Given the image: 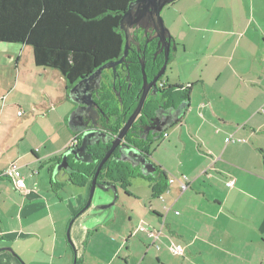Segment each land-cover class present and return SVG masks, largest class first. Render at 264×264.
<instances>
[{
    "label": "crops",
    "instance_id": "1",
    "mask_svg": "<svg viewBox=\"0 0 264 264\" xmlns=\"http://www.w3.org/2000/svg\"><path fill=\"white\" fill-rule=\"evenodd\" d=\"M202 2L203 8L194 10L192 5ZM179 15L183 22L171 32L178 48L170 70L176 62L177 73L166 79L190 88L187 107L162 134L168 143L159 146L174 162L153 158L155 143L151 149L152 163L167 177L168 187L158 195L153 191L158 176L150 181L152 197L161 204L153 201L149 208V200L124 189L143 207L119 205L106 217L101 212L117 203L105 207L111 200L101 187L95 194L101 211L90 207L78 215L83 204L61 209V199L53 200L49 190L56 191L62 172L70 180V173L59 169L63 155L75 151L68 114L63 143L51 152L30 148L33 157L10 143L14 136L0 119V173L11 165L22 175L24 165L38 173L23 175L25 192L12 178L0 177V249L15 253L0 251V264H264V0H186ZM9 59H16L17 77L13 85L0 70V118L7 96L26 74L20 55ZM46 167L49 179L41 172ZM183 175L190 179L185 192L178 181ZM10 183L22 197L11 192ZM43 196L46 211L35 202ZM43 211L49 221H43ZM121 214L128 220L122 222ZM173 245L183 246L184 254H174Z\"/></svg>",
    "mask_w": 264,
    "mask_h": 264
},
{
    "label": "trees",
    "instance_id": "2",
    "mask_svg": "<svg viewBox=\"0 0 264 264\" xmlns=\"http://www.w3.org/2000/svg\"><path fill=\"white\" fill-rule=\"evenodd\" d=\"M136 1L0 0V42L30 45L34 51L36 66L56 69L63 75L68 97V91L76 84L90 79L123 56L126 49V33L121 27V21ZM137 69L140 70V67L137 66ZM176 88L177 98L187 102L190 87L177 85ZM136 103L137 101L130 107L127 115L111 128L106 141L98 145L83 143L78 131L72 128L73 134L78 135L80 139L73 148L69 146L70 150H79L86 146L93 158L90 163L78 162L77 157L73 155L67 159L74 169L73 173L69 174L72 183L91 186L101 159L111 147V140L118 135ZM136 134V131L132 130L126 135L122 148H118L103 166L98 184L105 187L119 184L127 188L133 178L152 179L149 170L143 171L142 167L136 166L130 159L124 160L125 155L131 156L133 153L151 162V149L155 141L140 140ZM60 159L61 157H56L54 160ZM153 168L158 170L155 165ZM158 178L153 186L157 195L168 187V184H163L167 179L164 172L159 173Z\"/></svg>",
    "mask_w": 264,
    "mask_h": 264
},
{
    "label": "rangeland",
    "instance_id": "3",
    "mask_svg": "<svg viewBox=\"0 0 264 264\" xmlns=\"http://www.w3.org/2000/svg\"><path fill=\"white\" fill-rule=\"evenodd\" d=\"M185 1L186 0H181L178 2V0H176L165 6L162 10L161 15L170 32H172V29L175 32L174 27H176V23L182 24L183 22L181 15H179V8ZM204 4L205 3L202 2L201 6H199V4L194 3L192 7L196 8L194 10H199V7L203 8ZM175 19L177 22H175ZM183 26L186 27L185 25ZM10 55L16 56V58L19 55L22 57L21 63L22 67L25 68L26 74L25 78H23V76L21 77V84L18 87L19 89L11 91L9 96H7L8 100L3 109L4 116L3 118H0L2 123L1 127H4L5 131L12 133V136H14L10 143L14 144L15 147L22 146V149L25 152L29 151L32 157L33 155L30 148H34L35 150L36 148H39L43 153L45 150L46 152L54 151L55 148L60 146L59 144H62L66 139L65 137L68 133L66 132V129L68 126L64 123V117L68 114L67 123L69 125L70 117L75 107L73 100L69 96L67 97V89L65 87L66 81L58 70L36 66L34 62V51L30 45L0 42V70H3L4 76L8 77L13 85L15 84V79L17 77L15 66L16 59L14 62H11V59H9ZM6 62L12 65H7ZM171 66L172 65L168 66L166 74L170 75L171 79L174 80V76L177 73L176 62L174 63L172 73L170 70ZM6 93L7 92L4 94ZM19 111H21V114H19ZM13 132L15 134H13ZM59 138L61 141H59ZM163 143H165V145L168 143V138L165 136H162L161 138L159 137L155 141V149H157V151L154 153L152 152L153 155H151L159 161L165 159L168 162H174L175 156L171 154L169 150L164 152V150L159 147ZM24 162L25 161L23 160L21 161V163ZM21 168L24 176L29 175L38 177V173H36L37 171L33 166L24 165ZM41 172H43L49 179L47 167L42 169ZM162 172V169L158 168L153 176H158V174ZM56 181L59 184L56 191L52 190L51 187L49 190V195L53 200L59 201V199H61V205L59 207L65 211L75 210L78 208V204H80V206L83 204L79 209V211H81L87 204L88 197L84 199L85 196L83 194L80 195V192L89 195L90 187L75 185L63 172L56 176ZM150 181L151 180L147 178H133L130 181V186L127 188H122L121 185L116 184V188L111 187L105 189L106 191L104 190V192L109 193L111 202L103 205L106 207V205L116 202L117 206L112 205L111 208L107 207V209L101 213L104 212L106 217H108V215L114 213L113 209L119 205L127 208L136 207L138 209H140V205L143 207V201H141V199V202H139L134 198L127 197V190L130 191L131 194L138 195L142 200H149L147 204V207L149 208L153 205V201L160 205L161 202L159 199L152 197V183ZM8 185L14 195L22 197L19 192L14 190L13 184L11 185L10 183ZM98 189L103 190L101 187H98ZM56 197L58 199H56ZM43 200L44 196L43 199H35V202L39 204L38 207L40 209L46 211V200ZM97 206L98 204H96V198L94 195L93 202L90 206L91 208L88 209L90 211L94 209L93 213H95V211H101L97 209ZM45 211H43V221H49V217L46 215ZM126 218L128 220V215L125 216L124 214H121L122 222L126 221Z\"/></svg>",
    "mask_w": 264,
    "mask_h": 264
},
{
    "label": "flooded vegetation",
    "instance_id": "4",
    "mask_svg": "<svg viewBox=\"0 0 264 264\" xmlns=\"http://www.w3.org/2000/svg\"><path fill=\"white\" fill-rule=\"evenodd\" d=\"M160 33L159 29L158 34ZM134 37L135 41L124 61L116 64L120 57L114 64L104 68L101 73L76 84L72 90L68 91L69 97L75 104L69 125L71 129L78 131L83 143L100 144L109 136L111 128L115 127L117 121L123 119L137 101L129 116L136 109L145 84L142 61L147 83L155 82L151 85L142 111L130 131L135 130L140 140L156 141L161 130L175 122L185 109L186 100L177 98V84L166 79L167 68L177 52L175 39H168L169 41L165 37L160 39L154 30L145 28H136ZM167 51L168 57H166ZM165 64L166 71L159 76ZM95 133H97L96 136H88ZM80 152L77 155L70 154L68 158L71 155L84 157ZM129 159L136 163V166L142 167L143 171L153 170L152 161L147 162L145 158L133 154L129 156ZM156 172L157 169L154 173Z\"/></svg>",
    "mask_w": 264,
    "mask_h": 264
},
{
    "label": "water",
    "instance_id": "5",
    "mask_svg": "<svg viewBox=\"0 0 264 264\" xmlns=\"http://www.w3.org/2000/svg\"><path fill=\"white\" fill-rule=\"evenodd\" d=\"M174 1H176V0H137L134 4H132L130 6L128 12L125 13V15L121 21V27L126 33V49H125L123 56L116 62V64H119L122 61H124L126 56L128 55L129 49L131 48L132 43L135 41L134 31L136 28H145L147 30H152V31L154 30L156 32V36L159 37L160 39H163L164 37L167 40L173 39V36H172L170 30L166 27V25L164 23V19H163L161 13H162V10L164 9L165 6L173 3ZM159 29L161 30L160 34H158ZM175 51H177V46H175ZM166 57H168V51H167ZM141 64H142L143 77H144L145 84H144V91H143V94L140 98L139 104L137 105V107L133 111V113L129 116V118L125 121V123L123 124L122 128L120 129L118 135L111 140V143H112L111 147L108 149L105 156L101 159V161L97 167L96 173L92 179L87 204L79 212L78 215L84 213L88 208H90V206L93 202V198H94L96 189L98 187H103L104 189H109L111 187L116 188V185H110V186L105 187V186L98 184V177H99V174H100L103 166L112 157L113 153L118 148H122V143H123L126 135L129 133L130 129L134 125L136 119L140 115L142 108L144 106L147 94L149 92V89H150L151 85L154 84V82H155V81H153L150 84L147 83V75H146V71H145L144 62L142 61ZM115 65H114V67H115ZM166 68H167V65L165 64V67H163V69L159 73V76L162 75L163 73H165ZM98 73H101V72L99 71ZM162 132H163V130H161L160 133H162ZM96 135H97V133H95L93 135L89 134L88 136L92 137V136H96ZM103 141H106V139ZM78 151H81L84 155V157L77 156L78 160H81L84 163H90L93 161V158L88 153V148L86 146L81 147ZM70 154L75 155L77 153L75 151H73V152L67 151L63 155V160L60 164L59 169L64 168L67 172L73 173L74 169L69 165L68 160H67L68 156ZM127 159H129V156H126L124 158V160H127ZM154 171H155V168H153V170H151L149 172V174L153 175ZM73 222H74V220L71 222V225ZM71 225H70V229H71ZM70 229L68 232V239L70 242H72L71 235H70ZM3 250H7V251H10L11 253L15 254L14 250L10 247H5L3 249H0V251H3Z\"/></svg>",
    "mask_w": 264,
    "mask_h": 264
},
{
    "label": "built area",
    "instance_id": "6",
    "mask_svg": "<svg viewBox=\"0 0 264 264\" xmlns=\"http://www.w3.org/2000/svg\"><path fill=\"white\" fill-rule=\"evenodd\" d=\"M19 114H21V111H19ZM167 135V134H166ZM79 143V137L78 135H74L71 139L70 146H76ZM1 176H8L12 178L14 181L15 186L21 190L26 191V183H25V177L21 174L18 167L16 165H11L9 168H7L3 173H0ZM177 178H171L170 182L173 183L174 181H177ZM189 177L186 175H183L178 181L180 183V188L182 192H185L189 187ZM234 180H231L228 182V185H233ZM162 198V196H160ZM163 199V198H162ZM141 231H146L150 236L157 238L159 236V233L156 230H150L144 226L140 227ZM173 253L176 255H183L184 254V247L181 245H173L171 248Z\"/></svg>",
    "mask_w": 264,
    "mask_h": 264
}]
</instances>
